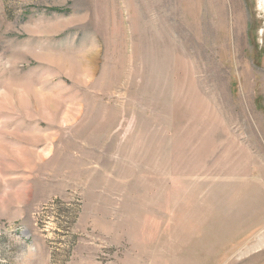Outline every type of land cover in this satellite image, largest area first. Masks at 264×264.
Returning <instances> with one entry per match:
<instances>
[{
	"label": "rangeland",
	"instance_id": "374dc122",
	"mask_svg": "<svg viewBox=\"0 0 264 264\" xmlns=\"http://www.w3.org/2000/svg\"><path fill=\"white\" fill-rule=\"evenodd\" d=\"M258 0H0V264H264Z\"/></svg>",
	"mask_w": 264,
	"mask_h": 264
},
{
	"label": "bare ground",
	"instance_id": "6f19581e",
	"mask_svg": "<svg viewBox=\"0 0 264 264\" xmlns=\"http://www.w3.org/2000/svg\"><path fill=\"white\" fill-rule=\"evenodd\" d=\"M258 2L260 6L264 8V0H258ZM257 239H258L257 243L253 246H255V248H260L264 246V233L263 232L257 236Z\"/></svg>",
	"mask_w": 264,
	"mask_h": 264
}]
</instances>
